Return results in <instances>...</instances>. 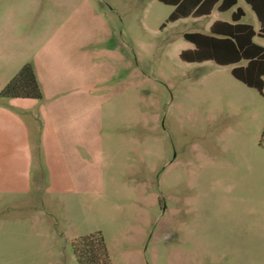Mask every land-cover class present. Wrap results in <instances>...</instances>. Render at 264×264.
<instances>
[{"label": "rangeland", "instance_id": "374dc122", "mask_svg": "<svg viewBox=\"0 0 264 264\" xmlns=\"http://www.w3.org/2000/svg\"><path fill=\"white\" fill-rule=\"evenodd\" d=\"M239 7L259 31L244 0L164 29L158 0H0V94L31 64L50 122L43 145L31 116L28 189L0 165V264H78L98 232L113 264H264V92L245 62L180 58Z\"/></svg>", "mask_w": 264, "mask_h": 264}, {"label": "trees", "instance_id": "16d2710c", "mask_svg": "<svg viewBox=\"0 0 264 264\" xmlns=\"http://www.w3.org/2000/svg\"><path fill=\"white\" fill-rule=\"evenodd\" d=\"M173 7V11L161 26L186 18H201L215 10L227 12L238 5V0H158ZM255 13L260 30L242 23L246 16L242 8L232 13L231 22L217 20L209 33H186L184 39L194 45L193 49L180 54L186 63L215 62L219 66L237 65L232 76L249 88L264 92V46L256 43L257 37L264 39V0H244ZM3 98L41 100L42 91L35 70L25 64L1 92ZM264 147V129L261 136ZM78 264H113L103 235L98 232L81 237L73 244Z\"/></svg>", "mask_w": 264, "mask_h": 264}, {"label": "crops", "instance_id": "0c3cea01", "mask_svg": "<svg viewBox=\"0 0 264 264\" xmlns=\"http://www.w3.org/2000/svg\"><path fill=\"white\" fill-rule=\"evenodd\" d=\"M255 28V27H254ZM36 100L12 99L10 107L0 108V165H6L10 171L9 182L11 188L17 187V191L28 189L27 181L31 164V116L35 120H41L43 131L41 142L45 143L49 129V119L46 121V108L40 106V113H31L36 106ZM33 123L36 121L33 120ZM25 168V172L22 171ZM25 175V177H24ZM27 175V176H26ZM3 182L7 178L1 179ZM25 188V189H24Z\"/></svg>", "mask_w": 264, "mask_h": 264}]
</instances>
